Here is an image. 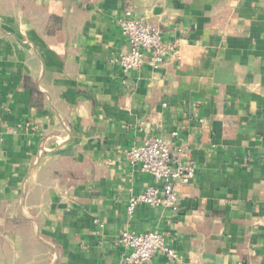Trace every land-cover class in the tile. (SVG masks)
Segmentation results:
<instances>
[{"label":"crops","instance_id":"crops-1","mask_svg":"<svg viewBox=\"0 0 264 264\" xmlns=\"http://www.w3.org/2000/svg\"><path fill=\"white\" fill-rule=\"evenodd\" d=\"M127 6L178 59L123 72ZM155 136L196 175L129 214ZM126 229L177 252L148 264H264V0H0V264H127Z\"/></svg>","mask_w":264,"mask_h":264},{"label":"built area","instance_id":"built-area-1","mask_svg":"<svg viewBox=\"0 0 264 264\" xmlns=\"http://www.w3.org/2000/svg\"><path fill=\"white\" fill-rule=\"evenodd\" d=\"M117 23L121 35L127 40V48L115 57L124 73L140 69L145 64L159 68L167 59L179 58L178 43L165 41L159 27L135 17L133 7L127 6ZM125 155L132 165L153 179L152 185L130 197L128 213L132 214L138 205L178 211L180 198L177 186L189 184L197 170L194 161L186 157L183 147L173 140L155 136L127 149ZM117 245L124 249L123 261L127 264L151 263L159 251L171 259L178 256L159 230L136 232L126 229L118 236Z\"/></svg>","mask_w":264,"mask_h":264}]
</instances>
